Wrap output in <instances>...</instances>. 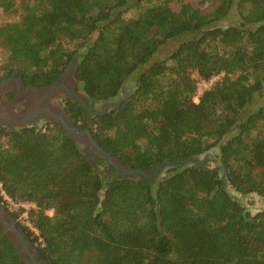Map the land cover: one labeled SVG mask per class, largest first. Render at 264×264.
<instances>
[{"label": "trees", "instance_id": "obj_1", "mask_svg": "<svg viewBox=\"0 0 264 264\" xmlns=\"http://www.w3.org/2000/svg\"><path fill=\"white\" fill-rule=\"evenodd\" d=\"M18 1L23 19L0 24L3 75L48 86L79 55L74 78L93 105L118 99L124 84L131 94L104 114L68 97L72 122L132 168L176 163L156 181L120 179L101 175L57 123L0 126V199L32 204L11 212L41 255L53 264H264V208L242 201L264 197V0H220L209 11L169 0L0 8L16 13ZM217 75L195 101L199 82ZM214 148L217 167L184 164ZM0 264H27L1 227Z\"/></svg>", "mask_w": 264, "mask_h": 264}, {"label": "water", "instance_id": "obj_2", "mask_svg": "<svg viewBox=\"0 0 264 264\" xmlns=\"http://www.w3.org/2000/svg\"><path fill=\"white\" fill-rule=\"evenodd\" d=\"M78 59L79 55L68 66L69 72H67L73 76V78L78 65ZM64 80L65 77L61 76L58 80H55L50 84L49 87L45 86L43 88L37 87L31 83H26L21 77L3 81L4 89L6 90L5 92L12 91L18 93V96H16L17 98H20L21 96H19V94L21 95L23 93H34L35 95H40L38 98L42 97V108H40L39 111H32L26 119L17 121L16 123L19 124V127L31 124L37 125L41 120L59 124L71 138L80 144L82 151L87 155L90 162L98 169L101 175L108 173L109 176L120 179H156L164 169L176 165L175 162H171L168 159L151 169L132 168L123 164L118 157L102 146L98 139L93 135L90 128H81L78 125H75L66 110L56 102V99L63 97L62 95H71V97H74L82 103L85 112L90 111L93 114H104L110 109L120 106V104L129 97L131 92L126 89L125 84L122 88V96L115 100L101 102L99 106H96L92 104V101L87 94L76 89L80 84L79 81L75 79V84L71 87H67L64 85ZM63 88L65 90H63ZM98 156L104 158L109 167L113 166L115 169L110 171L102 170L98 166ZM192 163H197L198 165L203 166V161L198 157L184 160L185 165ZM222 168L224 187L227 188V174L226 168L223 164ZM0 225L3 227L10 240L16 245L21 258L27 264H53L52 260L46 259L41 255L38 247L31 241L23 226L16 220L11 212L4 208L1 201Z\"/></svg>", "mask_w": 264, "mask_h": 264}, {"label": "rangeland", "instance_id": "obj_3", "mask_svg": "<svg viewBox=\"0 0 264 264\" xmlns=\"http://www.w3.org/2000/svg\"><path fill=\"white\" fill-rule=\"evenodd\" d=\"M220 0H169V4L170 6L174 9V10H179L183 4L185 3H190L196 7L201 8L203 11H209L210 9H212ZM18 8H20L16 13L15 12H7L4 11L3 9L0 8V24H4V23H8V22H16V21H21L23 19V10L21 8V3L18 1ZM136 8H132V10H130L127 15L128 16H135L136 15ZM235 13L231 14L232 18L234 19V21L236 20V15H234ZM65 45L66 42H65ZM167 51H169L168 48L163 49L162 51H160L158 53V55L156 57L158 58H162L166 55ZM8 59V51L7 49L0 43V72H3V66L6 63V60ZM220 77V76H219ZM217 77V79L219 78ZM216 79V80H217ZM80 92H83L80 88V84L77 86ZM129 91V90H128ZM198 158H201V161H203V165H209V167H217L219 165V156H218V149L214 148L206 153H204L203 155L199 156ZM193 164V163H192ZM102 170H104V168H101ZM163 172V171H162ZM162 172L159 174V176L154 179V181H156L157 179H159L162 176ZM236 195V193H235ZM6 200L8 202H5L7 209L9 210H15L17 208H19V206H24L26 208H29L32 204L29 203H18V204H14L11 199H9L7 196H5ZM242 201L246 204L247 207H249V209L252 212H256L258 209H262L264 208V197H261L257 194H252L249 196H246L244 198H242ZM50 214L52 213V211H49ZM27 216V214H23L21 216L22 220H24V218Z\"/></svg>", "mask_w": 264, "mask_h": 264}, {"label": "flooded vegetation", "instance_id": "obj_4", "mask_svg": "<svg viewBox=\"0 0 264 264\" xmlns=\"http://www.w3.org/2000/svg\"><path fill=\"white\" fill-rule=\"evenodd\" d=\"M67 71L69 72V69L66 70V73H64L62 75V77L63 76L65 77L64 85H66L67 87H71L75 84V79ZM3 74H4L3 72H0V126L6 127L9 129H15V128L19 127L18 126L19 124L16 123L17 121L26 119L27 116L30 115V113L32 111H34V110L39 111L40 108H42V105H41L42 104L41 103L42 97L38 98V96H40V95H35L34 93L33 94L32 93H23L21 95L19 94V96H21L20 98H17L16 96H18V93H14L12 91L5 92L6 90L4 89L3 81H6L8 79H10V80L15 79V78H18L21 76L10 75V76L6 77ZM26 83H28V82H26ZM46 87H49V85ZM41 88H43V87H41ZM63 90H65V89L63 88ZM35 96H37V97H35ZM41 96H44V95H41ZM62 96H63L62 98L56 99V102L65 110V107H66L65 100L68 97H71V95H67V96L62 95ZM100 104L101 103H97L96 106H99ZM44 121H46V120H41L40 122H38V124H41ZM114 169L115 168L113 166L109 167V165L107 163H106V167H104V170H106V171H110V170H114ZM0 201L4 205V208L7 211L11 212V210L7 209L5 202L2 199H0ZM0 227L3 229V227L1 225H0Z\"/></svg>", "mask_w": 264, "mask_h": 264}, {"label": "built area", "instance_id": "obj_5", "mask_svg": "<svg viewBox=\"0 0 264 264\" xmlns=\"http://www.w3.org/2000/svg\"><path fill=\"white\" fill-rule=\"evenodd\" d=\"M222 74V73H221ZM220 75H217L215 77H213L211 80L209 81H201L199 82V87H198V91L196 96L194 97L195 101L199 100L200 95L202 94V92L204 91L205 88H208L209 86H211V84L213 83L214 80L217 79V77H219Z\"/></svg>", "mask_w": 264, "mask_h": 264}, {"label": "clouds", "instance_id": "obj_6", "mask_svg": "<svg viewBox=\"0 0 264 264\" xmlns=\"http://www.w3.org/2000/svg\"><path fill=\"white\" fill-rule=\"evenodd\" d=\"M67 69H68V68H67ZM59 78H60V77H59ZM74 79H75V78H74ZM75 81H76V80H75ZM77 88H78V87H77ZM77 88H76V89H77ZM77 90H79V89H77Z\"/></svg>", "mask_w": 264, "mask_h": 264}]
</instances>
